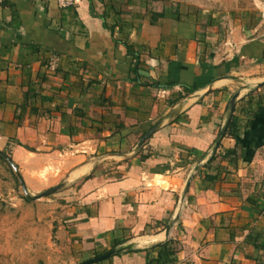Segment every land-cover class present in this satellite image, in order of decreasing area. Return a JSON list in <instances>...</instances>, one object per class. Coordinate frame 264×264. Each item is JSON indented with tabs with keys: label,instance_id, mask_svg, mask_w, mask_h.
Wrapping results in <instances>:
<instances>
[{
	"label": "crops",
	"instance_id": "1",
	"mask_svg": "<svg viewBox=\"0 0 264 264\" xmlns=\"http://www.w3.org/2000/svg\"><path fill=\"white\" fill-rule=\"evenodd\" d=\"M181 7L0 6V152L33 195L65 184L31 203L56 230L66 264L129 244L95 264H148L169 241L177 264H261L264 6L205 26ZM236 95L238 138L226 134L213 154Z\"/></svg>",
	"mask_w": 264,
	"mask_h": 264
},
{
	"label": "rangeland",
	"instance_id": "2",
	"mask_svg": "<svg viewBox=\"0 0 264 264\" xmlns=\"http://www.w3.org/2000/svg\"><path fill=\"white\" fill-rule=\"evenodd\" d=\"M154 1L173 8L182 6L184 18L201 19L203 26L213 15L226 22L233 12L258 10L264 6V0ZM25 198L13 169L0 159V264H66V253L58 245L56 230L49 227L50 223L38 221L37 208ZM262 219L264 225V216ZM261 258L264 264V250Z\"/></svg>",
	"mask_w": 264,
	"mask_h": 264
},
{
	"label": "water",
	"instance_id": "3",
	"mask_svg": "<svg viewBox=\"0 0 264 264\" xmlns=\"http://www.w3.org/2000/svg\"><path fill=\"white\" fill-rule=\"evenodd\" d=\"M264 86V84H263ZM238 98V95L234 96L231 104H230V109H229V113H228V116H227V119H226V122H225V125L223 126L218 138H217V141H216V144H215V147L213 149V154L216 153L217 149L219 148L222 140L225 138L227 132H228V129L230 127V124L232 122V119H233V115H234V111H235V107H236V100ZM182 108L183 106H179L177 109H175L170 115H168L165 120H172L174 119L176 116H178V114L182 111ZM163 122H159L158 124H156L141 140V142L139 143L137 149H141L144 144L152 138V136L160 129V127L162 126ZM0 155L4 158V160L10 165V167L13 169L14 173L16 174L20 184H21V188L23 190V193L26 197V199L30 200V201H37V200H41V199H44V198H48L50 196H53L55 194H57L58 192H60L61 190H63L65 188V184H61L59 186H56L54 188H51L49 190H46L45 192L39 194V195H33L32 193H30L24 179H23V176L18 168V166L13 162V160L11 158H9L6 154L0 152ZM189 185H190V182L188 183L187 185V189L189 188ZM134 248V246L132 244H129V245H126V246H123V247H120V248H116V249H113L111 250L109 253L103 255V256H100V257H97V258H94L92 260H89L87 262H83L81 264H95V263H100V262H103V261H106L116 255H119V254H122L124 252H127V251H130Z\"/></svg>",
	"mask_w": 264,
	"mask_h": 264
},
{
	"label": "trees",
	"instance_id": "4",
	"mask_svg": "<svg viewBox=\"0 0 264 264\" xmlns=\"http://www.w3.org/2000/svg\"><path fill=\"white\" fill-rule=\"evenodd\" d=\"M163 16H164L163 14H155V17H159L160 18V17H163ZM128 49H130L129 46H128ZM186 92L188 94H192L194 92V90L190 89V88H186ZM238 134H239V132L236 129V119L234 118L232 120L231 124H230V127L228 129L227 135L232 136L235 139H237L238 138ZM236 154H237L236 150L230 151V152H227L223 158L227 159L229 156L236 155ZM216 156H217V154H215L210 159V161L208 162V166H210L213 163V161L216 159ZM0 159L5 161L4 158L1 155H0ZM208 179H211V178L208 177ZM173 245H174V242L173 241H169V242H167L164 245H159V246H156L155 248H153V251L158 250L159 256H158L157 260H151V259L148 258V264H177L178 263V259L176 258L177 252L175 250H173V248H172ZM255 247H256V249L264 250V246L256 244Z\"/></svg>",
	"mask_w": 264,
	"mask_h": 264
},
{
	"label": "built area",
	"instance_id": "5",
	"mask_svg": "<svg viewBox=\"0 0 264 264\" xmlns=\"http://www.w3.org/2000/svg\"><path fill=\"white\" fill-rule=\"evenodd\" d=\"M6 0H0V6H2L5 3ZM59 4V6L63 9H69L72 6H74L76 0H56ZM49 70L52 72H56L57 70V60H52L49 64Z\"/></svg>",
	"mask_w": 264,
	"mask_h": 264
}]
</instances>
